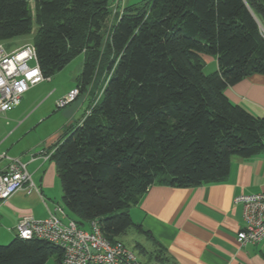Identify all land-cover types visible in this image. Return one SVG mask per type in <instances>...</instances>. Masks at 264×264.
<instances>
[{
  "label": "trees",
  "instance_id": "16d2710c",
  "mask_svg": "<svg viewBox=\"0 0 264 264\" xmlns=\"http://www.w3.org/2000/svg\"><path fill=\"white\" fill-rule=\"evenodd\" d=\"M33 1L0 0V42L36 26L45 79L85 55L79 92L89 106L47 149L80 226L97 220L111 241L132 228L153 239L130 214L151 186L221 181L232 157L264 148V116L226 94L264 74V0H147L125 3L121 15L116 0ZM204 56L218 69L206 73ZM53 255L62 260V248L38 237L0 243V264Z\"/></svg>",
  "mask_w": 264,
  "mask_h": 264
},
{
  "label": "crops",
  "instance_id": "0c3cea01",
  "mask_svg": "<svg viewBox=\"0 0 264 264\" xmlns=\"http://www.w3.org/2000/svg\"><path fill=\"white\" fill-rule=\"evenodd\" d=\"M31 4L34 9L33 0ZM33 32H36V26ZM26 43L32 41L8 50ZM204 57L212 71L218 69L216 57ZM226 94L253 114L264 116V74L245 77L229 86ZM72 122L70 119L69 128ZM65 132L68 131L51 135L43 144L12 155L27 163L39 189L32 193L21 189L6 199H0V243H7L17 236L16 226L22 217L42 219L60 205L52 199L57 190L62 192L56 165L43 156L55 142L65 137ZM7 164L8 159L0 157V171L5 170ZM262 191L264 148L250 157H232L230 172L221 181L188 187L151 186L140 202L130 208L134 222L141 224L154 237L141 233L143 239L141 236V240L135 239L147 249L139 257L142 264H264V238L258 243L247 244H240L237 240L238 232L244 227V215L243 204L235 202L240 194ZM66 213L62 217L65 221L72 217L67 209ZM81 227L90 229V222ZM44 264L64 263L53 255Z\"/></svg>",
  "mask_w": 264,
  "mask_h": 264
},
{
  "label": "built area",
  "instance_id": "2783aa9c",
  "mask_svg": "<svg viewBox=\"0 0 264 264\" xmlns=\"http://www.w3.org/2000/svg\"><path fill=\"white\" fill-rule=\"evenodd\" d=\"M124 6V0H116L113 13L121 15ZM44 79L33 43L8 50L0 42V113L18 106L23 95ZM78 93L79 88L71 90L57 101V105L65 106ZM0 157L8 159L5 170L0 171V199H6L21 189L27 193L38 191L26 162L7 153L0 154ZM43 157L49 158L50 152L45 151ZM235 202L243 204L244 215V227L237 234L238 242H260L264 238V191L240 194ZM66 215L65 207L57 205L45 218L24 216L16 226L17 236L22 239L38 237L60 246L64 264H142L139 255L125 242L105 237L97 220L90 221V229H85L72 217L65 221L62 217Z\"/></svg>",
  "mask_w": 264,
  "mask_h": 264
},
{
  "label": "rangeland",
  "instance_id": "374dc122",
  "mask_svg": "<svg viewBox=\"0 0 264 264\" xmlns=\"http://www.w3.org/2000/svg\"><path fill=\"white\" fill-rule=\"evenodd\" d=\"M125 3L142 5L147 0H124ZM35 28V27H34ZM34 32L24 34L2 41L7 49H12L25 41H33ZM84 53L72 59L63 69L56 72L50 78L31 87L22 97L20 105L7 113H0V153H7L11 157L14 153L22 152L43 144L54 134L69 133V120L76 125L89 106V92H79L77 97L65 106H58L57 101L68 93L80 87L78 79L83 70ZM212 71L209 64L205 66V72ZM73 125L71 127H73ZM65 132V135L67 134ZM58 177V175H57ZM60 183L58 177L57 180ZM53 196L55 204L62 202V192L58 191ZM142 234L135 228L130 229L123 236L124 242L133 248L142 257V252L136 246L135 239L141 240Z\"/></svg>",
  "mask_w": 264,
  "mask_h": 264
}]
</instances>
